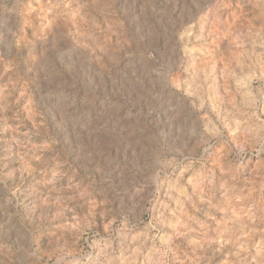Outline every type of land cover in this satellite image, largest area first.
<instances>
[{
	"label": "rangeland",
	"instance_id": "1",
	"mask_svg": "<svg viewBox=\"0 0 264 264\" xmlns=\"http://www.w3.org/2000/svg\"><path fill=\"white\" fill-rule=\"evenodd\" d=\"M0 264H264V0H0Z\"/></svg>",
	"mask_w": 264,
	"mask_h": 264
}]
</instances>
